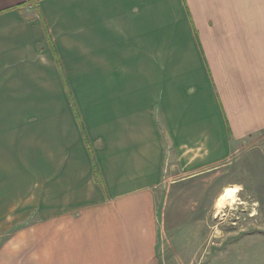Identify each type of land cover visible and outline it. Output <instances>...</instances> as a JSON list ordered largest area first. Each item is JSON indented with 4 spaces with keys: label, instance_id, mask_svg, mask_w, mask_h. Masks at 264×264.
Wrapping results in <instances>:
<instances>
[{
    "label": "crops",
    "instance_id": "crops-1",
    "mask_svg": "<svg viewBox=\"0 0 264 264\" xmlns=\"http://www.w3.org/2000/svg\"><path fill=\"white\" fill-rule=\"evenodd\" d=\"M245 157L264 176V0H0V230L48 182L56 211L0 264H195Z\"/></svg>",
    "mask_w": 264,
    "mask_h": 264
},
{
    "label": "rangeland",
    "instance_id": "rangeland-1",
    "mask_svg": "<svg viewBox=\"0 0 264 264\" xmlns=\"http://www.w3.org/2000/svg\"><path fill=\"white\" fill-rule=\"evenodd\" d=\"M246 146L244 145L245 149L242 151H247ZM234 165L236 167L234 170L237 169V173L226 175L224 181L239 184V201L235 198L230 212L229 208H224L225 215L221 218L224 228L223 239L216 240L208 235L210 240L207 248L203 250L202 247L197 251V255L193 256L195 264H264V190H262L264 186L262 187L261 184L264 176L259 173L253 159L245 157L236 160ZM257 177L260 179V182L257 183L261 184V190L257 189V192H253L248 189V183L254 184L253 180ZM49 188L50 182H48L46 191L39 188L30 192L39 194L38 199L37 197L32 198L33 207L19 209V213H15L18 209H14L5 215L8 218L6 221L4 220L0 230V251L6 247L7 241L14 233L34 232L38 230L36 227L43 222L49 231L54 230L53 225L56 219L54 202L53 206L47 205L49 200H55V193L51 195ZM43 197L47 199V202ZM254 199L258 201L259 206L255 207ZM17 237L19 238L18 234ZM15 241L12 242L13 247L18 248ZM20 242H22L21 239L17 240V243ZM18 254L22 255L23 253L20 251Z\"/></svg>",
    "mask_w": 264,
    "mask_h": 264
}]
</instances>
